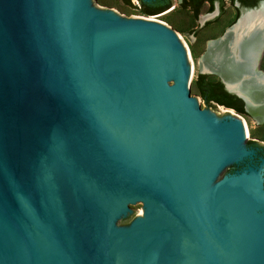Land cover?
I'll list each match as a JSON object with an SVG mask.
<instances>
[{"label":"water","instance_id":"obj_1","mask_svg":"<svg viewBox=\"0 0 264 264\" xmlns=\"http://www.w3.org/2000/svg\"><path fill=\"white\" fill-rule=\"evenodd\" d=\"M191 72L155 20L0 0V264H264V157L217 180L253 154L240 119L194 106Z\"/></svg>","mask_w":264,"mask_h":264},{"label":"rangeland","instance_id":"obj_2","mask_svg":"<svg viewBox=\"0 0 264 264\" xmlns=\"http://www.w3.org/2000/svg\"><path fill=\"white\" fill-rule=\"evenodd\" d=\"M89 1L90 8L95 11L108 13L119 19H138L144 17L155 20L156 22L172 29L184 52L187 54L192 70L189 82L184 85L189 89V94L192 96V103L194 106L197 107L208 120L214 123H220L221 121L229 118H237L242 121L246 137L244 147L246 150L251 151L253 155H248L242 160L234 163L217 180L221 179L226 174L240 171L248 165H251L254 168L260 165L259 151L261 147H264V121L258 123L248 112L247 115H241L232 109H228L220 105L208 106L195 93L192 85L194 78L198 73H200L198 64L200 58L206 51L208 41L221 36L226 28L231 24L235 8L230 5L228 1L225 2L224 12L220 15H218L219 8L217 4L211 12H208L206 10V6H204L197 17L194 26L190 30H186L184 32L177 31L171 25L176 24L178 27H185L187 24V14L178 9L179 0H172L173 5L166 11L149 16L140 14L134 9L127 7L121 0H104V4H101L96 0ZM239 11H241V7L239 8ZM216 16L217 18H215ZM263 55L264 51L262 53L261 60ZM210 75L218 78L216 75ZM248 140L254 141L255 144H249L247 142ZM132 210L134 214L125 218L120 228H127L131 221L135 218L144 217L146 207L137 205L133 207Z\"/></svg>","mask_w":264,"mask_h":264},{"label":"bare ground","instance_id":"obj_3","mask_svg":"<svg viewBox=\"0 0 264 264\" xmlns=\"http://www.w3.org/2000/svg\"><path fill=\"white\" fill-rule=\"evenodd\" d=\"M263 37L264 3L257 10L244 13L239 24L230 28L223 38L208 42V50L198 64L200 71L214 70L221 74L228 87L244 97L258 123L264 118V74H257L254 66Z\"/></svg>","mask_w":264,"mask_h":264},{"label":"trees","instance_id":"obj_4","mask_svg":"<svg viewBox=\"0 0 264 264\" xmlns=\"http://www.w3.org/2000/svg\"><path fill=\"white\" fill-rule=\"evenodd\" d=\"M101 4H104V0H96ZM124 5L134 9L140 14L149 16L162 13L169 9L173 5L172 0H138L139 6L133 5L131 0H121ZM228 1L230 5L235 8V13L231 20V24L235 22L239 16L240 7H253L260 0H179L178 9L187 14V24L185 27H178L176 24H171L174 29L179 32H184L190 30L200 14L204 6L206 10L211 12L215 8V3H217L219 8V14L224 12L225 2ZM239 3V6L236 5ZM217 15V16H218ZM217 16L215 18H217ZM230 24V25H231ZM260 67L264 70V55L260 62ZM195 93L202 99V101L208 106L224 105V106H234L233 108L237 113L241 115H247L244 110L243 102L233 93L228 92L223 83L219 78L213 77L210 74L198 73L192 82ZM249 144H254V141L248 140ZM264 151V147H261ZM264 154V153H263Z\"/></svg>","mask_w":264,"mask_h":264},{"label":"flooded vegetation","instance_id":"obj_5","mask_svg":"<svg viewBox=\"0 0 264 264\" xmlns=\"http://www.w3.org/2000/svg\"><path fill=\"white\" fill-rule=\"evenodd\" d=\"M216 4H217V3H215V6H216ZM221 106H223V107H225V108H228V109H232L233 111L236 112V110L233 108L234 106H224V105H221ZM236 113H237V112H236ZM254 144H255V143H254ZM263 153H264V151H263V149L261 148L260 151H259V155L262 156V157H264V154H263Z\"/></svg>","mask_w":264,"mask_h":264},{"label":"built area","instance_id":"obj_6","mask_svg":"<svg viewBox=\"0 0 264 264\" xmlns=\"http://www.w3.org/2000/svg\"><path fill=\"white\" fill-rule=\"evenodd\" d=\"M132 3H133V5H135V6H139V2H138V0H132Z\"/></svg>","mask_w":264,"mask_h":264}]
</instances>
